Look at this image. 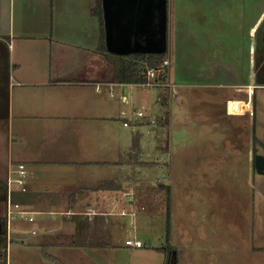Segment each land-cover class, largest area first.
Returning a JSON list of instances; mask_svg holds the SVG:
<instances>
[{"label":"crops","instance_id":"0c3cea01","mask_svg":"<svg viewBox=\"0 0 264 264\" xmlns=\"http://www.w3.org/2000/svg\"><path fill=\"white\" fill-rule=\"evenodd\" d=\"M99 9L98 0H0V241L9 227L11 193L35 211L33 230L41 234L35 242L33 230L15 239L29 236L22 242L39 244L46 261L61 263L46 255L48 246L70 245L64 242L78 234L80 225L104 239L113 235L122 228V209L131 207L122 206L125 193L136 195L130 153L137 135L123 121L132 110L128 91L139 84L110 86L119 82L112 81L113 66L99 51L105 35ZM169 42L175 61L167 73L170 140L187 98L197 100L194 108L209 99L203 121L227 135L235 123L244 124L248 149H234L233 133L226 137L231 147L214 154L247 157L261 211L259 242L249 252L264 264V179L253 176L256 155H264V0H168V48ZM189 74L197 80H188ZM195 86L206 89H191ZM234 101L246 108L231 111ZM20 163L28 173L26 192L13 184L10 189ZM56 214L65 215V224H53L48 215ZM57 227L70 238L58 235Z\"/></svg>","mask_w":264,"mask_h":264},{"label":"rangeland","instance_id":"374dc122","mask_svg":"<svg viewBox=\"0 0 264 264\" xmlns=\"http://www.w3.org/2000/svg\"><path fill=\"white\" fill-rule=\"evenodd\" d=\"M170 42L167 56L171 58L172 65L169 66L172 67L175 61ZM181 62L187 65V60ZM187 77L190 81L197 80L190 74ZM200 88L206 89L191 87L193 90ZM127 96L128 107L132 109L130 117L136 116L134 110L137 106L148 114L146 118H141L146 124L135 131L129 127L128 131L141 135L142 153L140 151L139 159L153 163L133 167L136 202L132 204V200L125 199L126 204L122 206L129 203L131 207L125 206L127 208L122 210L130 213L135 209V215L122 214L118 217L122 228L105 237L109 246H48V252L61 263L44 260L39 244L24 243L14 238L8 248V264H260L257 257L253 258L249 252V247L259 242L257 228L258 213L261 211L257 202V180L254 186L249 182L246 156L214 154L215 150L217 153L220 149L231 147L226 137L233 136V133L234 149H248L241 131L244 124L235 123L234 130L232 133L228 131L227 135L210 122L203 121V118L207 119L209 99L202 105L199 102V108L195 109L193 105L197 100L187 98L182 117L172 125L168 150L160 151L156 134L162 140L167 129L158 126L155 134L148 132L150 125H147L153 116L162 118L164 107L160 89L157 86H133ZM245 108L244 102L234 101L230 109L239 113ZM260 115L264 118V106ZM163 146L162 143L160 147ZM200 151L205 155L211 151V157L199 156ZM210 159L213 161L209 162ZM253 173L256 179H264L263 175ZM165 185L168 188L162 191L161 186ZM48 217L55 226L65 224L64 219L67 221L62 214ZM36 222L14 220L12 227L16 231L13 235L31 232L36 228ZM132 225L138 228V236L145 243L143 248L132 249L124 242ZM57 233L63 238H70L62 235L59 227ZM40 236V232L35 235L34 242Z\"/></svg>","mask_w":264,"mask_h":264},{"label":"water","instance_id":"95a60500","mask_svg":"<svg viewBox=\"0 0 264 264\" xmlns=\"http://www.w3.org/2000/svg\"><path fill=\"white\" fill-rule=\"evenodd\" d=\"M102 1L109 52L127 55L136 52L163 53L167 50L168 0ZM255 166L258 173L264 174L263 154L256 155Z\"/></svg>","mask_w":264,"mask_h":264},{"label":"trees","instance_id":"16d2710c","mask_svg":"<svg viewBox=\"0 0 264 264\" xmlns=\"http://www.w3.org/2000/svg\"><path fill=\"white\" fill-rule=\"evenodd\" d=\"M99 5V14L100 18L102 20V23L104 24V16L102 12V0H98ZM96 13H98V10L96 9ZM99 51L106 57V59L112 64L113 66V75H112V81L113 82H124V83H133V84H141L145 83L148 79L147 77V70L150 67L157 66L158 64H161L165 59L168 58L167 52L168 48L163 53H144V52H136V53H130L127 55H118L114 54L108 51L106 47V39L105 35H103L102 43L99 47ZM167 71L157 78V81L167 82ZM160 89H162V92L160 93L161 96V102L163 104V107L165 109L164 115L162 118H159L158 126L160 128L167 129L166 135L164 139H159V136H157L158 141H160V145L163 143L164 146L160 147V145L157 147L158 150H168L169 147V140H170V134L168 132V127L170 125V100H171V92H170V86H159ZM133 152L130 153V159L135 166H146V165H152L153 163L149 161H145L142 159H139L140 151L142 153L141 148V135L136 136V138L133 141ZM138 150V151H137ZM137 151V152H136ZM133 159V160H132ZM165 187L168 188L167 185L161 186V190L163 191ZM169 219H168V234L170 239V232H171V220H170V212L168 210ZM87 227L80 225L78 234L69 242H64L65 244L70 245H79V246H87V247H106L109 246V243L103 238L99 237L97 234H90L88 233V230H86ZM85 229V230H83ZM83 230V232H82ZM8 241L7 239H4L0 241V258L3 259L4 264H7L8 259ZM171 247V246H169ZM46 255L51 258H56L48 253Z\"/></svg>","mask_w":264,"mask_h":264},{"label":"built area","instance_id":"2783aa9c","mask_svg":"<svg viewBox=\"0 0 264 264\" xmlns=\"http://www.w3.org/2000/svg\"><path fill=\"white\" fill-rule=\"evenodd\" d=\"M169 65H170V60L167 58L161 64H158L157 66H154V67H150L147 70V77H148L147 81L139 85L157 86V87L169 86L168 82L157 81V78L163 75L167 71V68L169 67ZM127 84L124 82H119V83H111L110 86L124 87ZM110 92L112 95H116V92L114 90H111ZM120 96L123 100H127V96L125 94L120 95ZM134 113L136 116H134V118L127 117L123 121V124L127 127H131L132 129L137 130L140 126L146 124V122H144L141 118H146L148 114H146L143 110H139L138 107L135 108ZM158 121H159L158 116H153L148 121L147 125H150V130H148V132L156 134L157 127H158ZM156 136H159V135L156 134ZM27 178H28V173L26 170V165L23 163H20L16 165V167L13 169V174H12V177L9 179V184L10 186L13 184V186L15 185V187L18 190L22 192H26L28 190ZM11 188L12 186L10 187V189ZM125 199L132 200L131 201L132 204L136 202V196L133 192H126ZM135 213H136L135 209L134 211L132 210L130 213H128L125 210L122 211L123 215H127V214L135 215ZM20 219L30 221V222L35 221V211L25 208L20 201L13 199L10 193V198L8 202V210H7V220L9 222V227H8L7 234H6L8 246L10 244V240H13L15 238V236L13 235L14 230L10 227V223H12V221L14 220H20ZM129 232L130 234L127 235L124 240L127 246L132 247V248H141L145 246L144 241L140 237H138V228L135 225L131 226V228L129 229ZM35 234H37V230L34 229L32 233H30V235H35ZM21 239L24 241H27L29 239V236L22 237Z\"/></svg>","mask_w":264,"mask_h":264}]
</instances>
